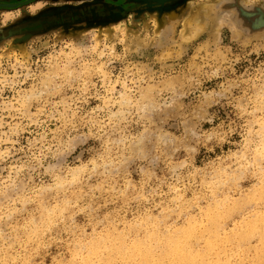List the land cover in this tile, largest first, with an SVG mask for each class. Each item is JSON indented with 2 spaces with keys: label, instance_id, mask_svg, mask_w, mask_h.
I'll use <instances>...</instances> for the list:
<instances>
[{
  "label": "clouds",
  "instance_id": "1",
  "mask_svg": "<svg viewBox=\"0 0 264 264\" xmlns=\"http://www.w3.org/2000/svg\"><path fill=\"white\" fill-rule=\"evenodd\" d=\"M173 11L108 42L4 37L0 264H217L226 234L264 252V0Z\"/></svg>",
  "mask_w": 264,
  "mask_h": 264
},
{
  "label": "rangeland",
  "instance_id": "2",
  "mask_svg": "<svg viewBox=\"0 0 264 264\" xmlns=\"http://www.w3.org/2000/svg\"><path fill=\"white\" fill-rule=\"evenodd\" d=\"M126 1L115 6L111 2L116 3L117 0H0V55L16 54L11 44L5 43L4 37L8 35H23L25 39L42 36L60 43L69 32L83 33L97 29L95 38L108 42L121 27L131 26L130 22L137 20L143 25L153 19V13H159L155 17L157 21L163 18L178 27V18L173 10L184 0ZM254 25L264 27V14L255 19ZM206 246L213 251L217 264H261L264 258V252L257 243L232 250L227 234L223 245L209 241Z\"/></svg>",
  "mask_w": 264,
  "mask_h": 264
},
{
  "label": "flooded vegetation",
  "instance_id": "3",
  "mask_svg": "<svg viewBox=\"0 0 264 264\" xmlns=\"http://www.w3.org/2000/svg\"><path fill=\"white\" fill-rule=\"evenodd\" d=\"M106 1H107V2H110L111 0H106ZM104 2H105V1H104ZM121 2H122V3H125V2H123V0H117L116 3H113V2H111V3L114 4V5L116 6V5L122 4ZM126 3H130L129 0H127ZM123 7L125 8V5H123ZM126 8H127V7H126ZM98 11H99V10H98ZM72 19H73V18H72ZM63 22H65V21H63Z\"/></svg>",
  "mask_w": 264,
  "mask_h": 264
},
{
  "label": "water",
  "instance_id": "4",
  "mask_svg": "<svg viewBox=\"0 0 264 264\" xmlns=\"http://www.w3.org/2000/svg\"><path fill=\"white\" fill-rule=\"evenodd\" d=\"M143 1H146V2H158L159 0H143Z\"/></svg>",
  "mask_w": 264,
  "mask_h": 264
}]
</instances>
